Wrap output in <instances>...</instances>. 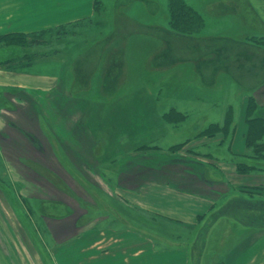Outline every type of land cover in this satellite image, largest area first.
I'll return each instance as SVG.
<instances>
[{"label":"crops","instance_id":"0c3cea01","mask_svg":"<svg viewBox=\"0 0 264 264\" xmlns=\"http://www.w3.org/2000/svg\"><path fill=\"white\" fill-rule=\"evenodd\" d=\"M69 1L71 4L76 2ZM99 2L89 0L90 12L66 20L67 0H0V37L16 33H47L50 30L56 33L58 29L64 30L67 25L77 24L78 19L91 21L97 13ZM108 4L106 8L112 14V19L107 31L100 32L90 43L74 53L71 59L65 60L67 64H60L64 59L55 58L61 54V48L48 52V56L43 54L42 60L34 59L39 54L34 46L49 41L47 37H41L40 42L27 44L21 53L14 46L17 44L0 42V96L5 91L12 96L5 97L2 104L0 135L5 132L4 127L17 129L26 126V131L31 134L32 125L36 126L38 132L42 131L43 125V137L38 140L43 141L46 147L51 140L58 143L57 150L45 147L39 151L36 145L38 140L32 134L36 140L34 142L30 134H27L26 149L33 154L18 153V158L34 159L35 156H41L57 159L61 167L59 173L98 175L99 165L97 161L93 162V158L99 155L93 143H140L136 149L128 152L114 153V149H111L107 157H117L119 163L115 166L112 160L109 166H115L113 172L109 173L110 178L106 182L102 181L110 195L108 198L113 200L108 204L112 207H136L140 212L135 217L137 220L119 209L110 214L116 219L111 225L104 223L109 216H96L88 221L85 213L76 210L63 213V216L57 218L48 219L45 215V220L49 222V241L59 248L53 252L52 247L44 244L48 259L52 264H156L159 260H165L168 264H204L210 245L218 233L220 250L217 253L220 262L217 264H239L243 254H251L264 235V223L258 222L254 208V204L260 203L256 202L259 199L243 195L249 192L242 190L247 187L249 190L251 187H264V170L252 168L248 172H240L232 159L221 162V158L219 165L212 166L210 170L203 165L196 171L191 166L189 170L198 172L202 182L221 187L217 195H210L190 188H180L175 182L148 179L145 176L148 173L147 167L141 169L140 166H131L132 158L139 161L160 159L164 155L207 157V154H203L205 149L211 151L212 147L221 146V142L226 144L227 140L219 134H206V128L211 124L224 126L225 118H166L165 114L173 107L166 111L161 107L162 103H159L160 94L170 88L162 85V76L173 71L178 67L177 63L182 61L179 56L185 46L182 44L180 50L175 49L174 53L169 48L180 45L179 41L184 36H174L173 44L172 41L165 42L167 37L162 36L163 33L169 39L173 38L170 27L148 23L132 13L144 9L150 14L162 12L159 0H109ZM132 6H137V9H132ZM61 36L56 34L55 40L59 42ZM165 50L167 55L163 57ZM20 61L26 63L15 68L11 66V63ZM36 63L41 66L36 67ZM152 75L158 77L151 82L147 81ZM213 78L215 80L214 74ZM205 85L199 88L211 91L212 84ZM250 92L247 91L246 95ZM240 101L239 112L244 117L246 100L243 98ZM24 109L26 112L21 116L25 122L17 113ZM242 116L236 119L238 129L224 147L225 150L234 151L238 142V149L234 151L237 154L244 151L246 141L247 124ZM100 117L105 118L98 122ZM82 128L92 132L89 137L83 135ZM168 132H180L183 135L181 140L171 143L170 147L186 142L196 150H178L177 154L164 150L159 144V138ZM48 133L52 139L45 135ZM116 133L118 139L114 140ZM18 141L24 143V140ZM198 151H202L203 156L196 155ZM44 167L50 168L48 164ZM48 170L49 173L56 172ZM150 172L157 173L160 169L154 168ZM96 180H92L90 187L84 188L97 189L92 185L99 181V177ZM77 183L81 184L79 181ZM62 184L68 189V183ZM229 185L236 191L230 192ZM58 189L62 190L60 187ZM238 192L242 195H238ZM156 217L175 224L185 223L190 237L173 241L170 237L166 238L151 220ZM102 221V225L99 224ZM53 239L55 242L52 243ZM165 247L170 250L163 258L162 250ZM2 258L8 264L16 262L14 258L9 259L7 249L0 246V264ZM42 261L47 264L44 259ZM24 264L30 263L26 261Z\"/></svg>","mask_w":264,"mask_h":264},{"label":"rangeland","instance_id":"374dc122","mask_svg":"<svg viewBox=\"0 0 264 264\" xmlns=\"http://www.w3.org/2000/svg\"><path fill=\"white\" fill-rule=\"evenodd\" d=\"M108 1L109 0H100L97 13L94 17H92L91 21L76 18L75 21L78 19L77 24L74 23L73 25H67L63 28L65 30L64 32H62L63 30H59L60 35H62V39H60L59 42L55 40V32L40 34L39 39H41V37H47L50 38V40L46 43H40L39 45L34 46L37 51L36 53H39L34 59L36 61L39 59L42 60L44 59L41 57L43 54L48 56V52L50 53L53 50L58 51V49L61 48V50H59L61 51V54H58L55 58L61 60L64 59V62H60V64H67L68 62L65 63V60L68 61L71 59L74 53L76 54V52L82 49L86 44L90 43L100 32L107 31V26H109L112 19V14H110V12H108V8H106L109 5ZM159 1L161 3L162 12L150 14L148 13V10L147 12L146 9H144L142 11L137 10L136 13H132L135 17H141L142 20L144 19L148 23L163 25V27H170L169 20L171 18L168 14V0ZM184 1L187 5L186 8L194 11L196 15L194 18H189L190 20L178 19V25L175 26L177 30H170L172 31L173 37L176 35L179 37L184 36V39L179 42L180 45L183 44L185 48L180 51L179 57H182L180 59L182 62L177 63L178 67L170 73L163 74L162 76L164 80L162 85L170 88L163 90V93L160 94L159 103H162L161 107L166 111H168L171 107L174 109H180L184 114L183 118L185 119L189 117L203 118L206 120L209 117L210 119H213L223 116L225 118V125L222 126L221 130H218L215 126H213L205 133L224 136L228 143L237 128V124H235L236 119L238 120L240 116H242L239 112L241 105L240 100L245 98L246 111H244L245 116H242L247 124L244 151L240 154L235 153L239 146L237 144L238 142L235 144V152L231 149L225 150L224 147L227 143L225 144L224 142H221V146L218 147L216 145L215 147H212L211 151H207L205 149L206 152L203 154H207V157L191 158L186 155L180 157L164 155V157L160 159L150 158L139 161L137 158H132L131 166H140L141 169H144V166L147 167L148 173L145 176L148 179L156 178L163 182H175L180 188H190L196 192H204L205 194L214 193V195H217V193L220 192V186L211 184V189L209 184L201 181V175L198 172H191L189 169H192L190 167L193 166L197 171L200 166L204 165L210 170L212 169V166L217 167L219 165V160L221 158V162L224 160L229 162V160L232 159V161L236 164L243 159L242 162L244 166L242 167L244 169L246 168L247 172L251 170V166H254L253 168L258 171L264 170V84L261 89H257L252 93V90L249 89L253 87L252 80L254 79L249 80V78H246L243 83V80H241L242 87H238L235 83L236 75H222V72H220L218 77L214 80V78H212V74L209 73L208 75L206 74V77L204 78L195 69L193 62L187 61L186 58L192 53L194 54L195 48L193 47H195V45L200 46V49L205 45L206 42H203V40H205L206 37L221 36L229 37L231 40L243 39V41H247L249 44H257L259 47H262L261 49L253 52L254 55L249 61H245L243 65L241 64L242 73L246 75V72L249 73L253 69H257V63L264 61V26L262 27L258 25L254 19L251 18V14L253 13L247 2L243 0ZM260 1L262 0H259L258 3ZM69 2L70 1L67 0L65 8L66 20H72L77 15L80 16L81 14L90 12L89 0H76L74 4ZM263 5L264 3L262 6ZM136 7L137 6H132V9ZM237 11L241 12L242 15L245 16L247 22H249L250 30L245 29L242 31L239 29L240 22L235 17V14H232L237 13ZM259 14L261 17L263 16L261 13ZM31 38L32 36L30 35L22 36V40H19V44L17 43L18 45H13L17 47L21 53L25 50V46ZM231 40L229 41L231 42ZM167 41H172V44L174 43V40L169 39L168 36L165 42ZM233 41L236 42L235 40ZM230 49L232 50L230 52V55H232L230 58L233 57L234 59L233 54L237 50L235 47H230ZM169 51L171 53L175 52L174 45L169 48ZM25 63L26 61H20L19 63L14 62L11 63V66L15 68L18 65ZM35 66L40 67L41 64L36 63ZM239 67L240 65L237 67L240 70ZM57 68L58 66L55 67V69ZM148 74L150 75L151 73ZM156 77L155 75H152L147 78V81L151 82ZM207 81L209 84H212L210 85L211 91L201 90V88H199L200 85H208ZM216 87L220 89L214 90ZM247 91L251 92L246 95ZM3 95L0 96V115L2 114V104L5 102V97L12 98L9 92L5 91ZM25 112L26 110L17 112L20 119L23 120V116H21V114L24 115ZM156 116L159 117L158 114ZM104 118L105 117H100L97 121L100 122L101 119ZM248 120H253L251 122L252 126L248 124ZM257 124L260 127H257ZM31 127V134L26 131L27 127L23 126L17 129L16 127H13L14 129L12 127H4L6 133L2 132L4 136L3 134L0 135V246L6 248L8 244L10 245L8 239L12 241L19 253L21 264H24L26 261L30 264H43L42 259H44L45 262L46 260L48 261L49 257L47 250L44 247L45 245L52 247L53 252L59 249L58 247H54L49 241V222L45 220V215L48 219L50 217L57 218L59 216H63V213H70L73 210H76L78 213H85L88 221L92 220V217L96 216H109L107 219L105 218L106 220H104V223L108 225H111L114 221H116V219L110 214L114 213V210L116 212L117 209L133 219L139 215V210L133 206H110L108 203H112L113 200L108 198L110 195H108L106 186L103 185L102 182H106V180L110 178L109 173H112L113 168L119 163L118 160L116 161L117 157L114 159L107 157V154L111 152L110 150L114 149V153H118L120 151H132L140 145L139 142L121 143L119 141L118 143L113 142L112 145H106V142L104 141L93 143V148L97 150L99 155L98 158H93V162L97 161L96 163L99 165L98 175L96 173H85L82 175L67 174L62 171L59 173L61 167L59 168L57 159L42 158L41 156H35L34 159L26 157H19L18 159V153L24 155L27 153H29V155L33 154V152H27L26 149L25 140L27 134H30L31 138L35 137L37 140H41L43 137L41 133L45 129L43 125H41L42 131L39 130V132L36 131L37 129L35 125H32ZM169 128L170 126L167 127V129ZM82 129L83 135L85 134L84 136L89 137L92 133L90 131L86 132L87 130H85V128ZM117 134L118 133L114 135V140L118 139ZM166 134L167 135L163 138H159V144L164 148V150L168 149L170 152H175V154L178 153V150H196L195 148L193 149L188 146V143L186 142L178 143L170 147L169 145L171 143L181 140L183 135H181L180 132H168ZM45 135L52 139L49 133ZM19 139L24 140V143L22 141H18ZM38 141H36V145L38 146L39 151H43L46 144L43 141ZM47 145L46 149L48 148L50 150L51 148L57 150V142L51 140L47 143ZM94 146H96V148ZM198 153L199 154H195L203 156L202 151H198ZM88 160L90 161V159ZM112 160H114L113 162L115 163L114 167L109 166L112 165ZM45 163L48 164V167L50 168L44 167V165H46ZM154 168L160 169V172H150ZM48 169H53L56 172L49 173ZM217 175L220 176V173H217ZM80 177L82 178L80 179ZM98 177L99 181L95 184L93 182L92 184L93 186H96L97 189L84 188L90 187L92 180L95 181ZM77 181L81 184L77 183ZM62 182L66 184L68 183V189L62 184ZM98 186L101 187L99 188ZM59 187L62 190H59ZM63 187H65V189H63ZM229 187L230 192L236 191L235 188L231 187V185H229ZM247 188L242 190L246 193L249 192V194L243 195L256 197L259 199L256 201L260 202L259 204L264 202L262 201L264 200V187H251V190ZM231 194L233 195L234 193ZM237 194L242 195L240 192ZM259 206L264 207V204ZM255 212H258V210ZM151 220H153L154 226L157 227V230L160 229L163 235L167 236L166 238L170 237L172 241L177 239L185 240L191 235L189 234V231H187L188 228L185 227L187 226L184 225L185 223L175 224L174 222L160 217L151 218ZM102 223L103 221L99 224L102 225ZM22 227L25 228L27 233ZM177 234L179 235L177 236ZM51 241L52 243L55 242L54 239ZM254 248L251 254H243L239 264H264V235L260 237L258 244ZM28 249L34 251L35 256H33ZM148 250L149 247L147 246V255ZM169 250L170 249L167 247L162 250L164 252V255L162 256L163 258ZM219 250L220 244L217 233L213 244L210 245V252L206 255V262L204 264L219 263V255L217 253ZM159 252L161 251L159 250ZM226 258L229 259V256L227 255ZM2 259L1 264H7L5 259ZM156 264H168V262L165 260H159Z\"/></svg>","mask_w":264,"mask_h":264},{"label":"flooded vegetation","instance_id":"af4514ba","mask_svg":"<svg viewBox=\"0 0 264 264\" xmlns=\"http://www.w3.org/2000/svg\"><path fill=\"white\" fill-rule=\"evenodd\" d=\"M243 1L247 2V4L249 5V7L253 13V14H251L252 15L251 18L254 19V21L258 25L263 27L264 26V5L262 6V4L264 3V0H262L263 2L260 1L259 3H258L259 0H243ZM234 9H236V8H234ZM237 13H232V14H235V17L240 22L239 29L242 31L245 29L250 30L249 29V27H250L249 22H247L245 16L242 15L241 12L237 11ZM259 13H261L263 16L261 17V15ZM230 15H231V13H230ZM163 34L164 35H162V36L167 37L165 35L166 33H163ZM178 37L179 36H177V38ZM182 38L184 39V37H182ZM172 39L174 40L175 37H173ZM229 40H231L229 37H221V36L206 37L205 40H203V42H206L204 45L205 47L203 46L200 49V46L195 45V47H193V48H195V49L199 48L197 50V52L199 53V54H197V57L200 55L201 56L203 55V57H205L208 60V64L210 62H212V63L215 62L213 64L215 66V68H217L218 70L223 69V72L221 73L222 75L226 74V75L230 76V75H232L231 72L233 70L234 74L236 75L235 76L236 77L235 83L238 87H242L241 80H243L242 81V83H243V82H245L246 78H249V80L254 79V80H252L253 81V85H252L253 87L250 88L249 90H252V92H255L257 89H261V87L264 86L263 85L264 84V61L257 63L256 64L257 69H253L252 70L253 72L252 71H250L249 73L246 72V75H244V73H242L243 71L241 69V64L243 65L245 63V61H249L252 58V56L254 55L253 52L257 51L258 49H261L262 47H259L257 44L256 45L249 44L247 41H243V39H241V40L233 39L236 42H234L233 40H231V42H230ZM156 42L158 43L159 40H156ZM232 45H234V46H232ZM181 46L182 45L178 44L175 47V49L180 50ZM230 47L231 48L235 47L237 50V51H235V53L233 55H234V60H237V66H238V64L240 65V67H239L240 70L234 69V65L236 63L233 62L234 61L233 57L230 58V56H232V55H230V52L232 51L230 49ZM166 55L167 54H166V50H165V51H163V57H165ZM195 55L196 54H195V50H194V54L192 53L187 59V61L193 62V66H194V61L196 59H199ZM210 58L212 61L210 60ZM180 62H182V61H180ZM209 66H210V64L209 65H206V63L202 64V68L204 69L202 74L204 75V77H206V74L208 75L209 73H211V72H209ZM227 70L229 72H227ZM219 73L220 72L218 71V73L215 74V79L218 77ZM243 76H246V77H243ZM254 208H255V210L264 211V207L259 206V204H257V205L254 204ZM256 213H257V217L259 218L258 222L264 223V216L259 215L258 212H256ZM262 213L264 214V212H262ZM23 230L26 232L25 228H23ZM17 231H18V229H17ZM8 242L10 243V245L7 243L8 245L6 248H7L8 254H9V259L14 258V259H16V262H14V264H21L20 258H19L20 256H19V253L17 252V249L15 248V245L9 239H8ZM29 252L32 253V255L34 256V251L29 250Z\"/></svg>","mask_w":264,"mask_h":264},{"label":"trees","instance_id":"16d2710c","mask_svg":"<svg viewBox=\"0 0 264 264\" xmlns=\"http://www.w3.org/2000/svg\"><path fill=\"white\" fill-rule=\"evenodd\" d=\"M167 3H168V11H169L168 14H169V16L171 18L169 20V24H170V28L173 29V30H177V28H175V26L178 25L177 24V20L178 19L179 20H181V19L190 20L189 18H191V17L194 18V16L196 15V13L194 11L190 10L189 8H186L187 5H186V2L184 0H168ZM59 30L60 29L57 30L56 34H60V31ZM64 31L65 30H63L62 32H64ZM51 32H52L51 30L50 31H47V34L48 33H51ZM40 34H43V31L42 32H38V33H33L32 35H30V36H32V38L29 39L30 41L27 42V44L34 43V42H40L41 41L39 39V35ZM22 36H27V34H24V33L6 34V35L0 37V42L1 41L2 42L4 41L6 43H13V44H17L18 43L19 44V40H22ZM198 49L199 48H196L195 49V54H196L195 56L196 57H197V54H199L197 52ZM197 58H199V59H196L194 61V66H195V69L199 72V74L201 76H202V72L204 71V69L202 68V64H205V63H206V65H209L210 64V66H209V72H211L212 78H213V74L218 73V71L219 72H223V69H219L218 70L217 68H215V66L213 65L215 62L214 63L210 62L208 64V60L205 57H203V55L202 56L200 55ZM210 60H211V58H210ZM233 62L236 63L234 65V69H237L238 70V68H237L238 67L237 66V60H234ZM227 72H229V71L227 70ZM231 74L232 75H235L233 70H232ZM203 77H204V75H203ZM165 117L168 118V119H170V120L171 119H173V120H180V119H182L184 117V114L182 113V111H178V110H175V109L172 108L170 111H168L165 114ZM252 121L253 120H248V124H250V126H252L251 125V122ZM213 126H215L218 130H221L222 129V126H218L216 124H211L208 128H206V132L209 131V128L210 127H213ZM250 126H249V131H250ZM257 127H260V126L258 125ZM248 134H249V132H248ZM32 140L34 141V138H32ZM242 161H243V159H242ZM242 161L240 160L239 162H237V168H238V170L240 172H246L247 169L246 168L244 169L242 167V166H244ZM253 167L254 166H251L250 169H252ZM261 203L262 204H259V203L258 204L259 205H263L264 204V202H261ZM258 211H259V215H262V216L264 215L261 212V210H258Z\"/></svg>","mask_w":264,"mask_h":264},{"label":"water","instance_id":"95a60500","mask_svg":"<svg viewBox=\"0 0 264 264\" xmlns=\"http://www.w3.org/2000/svg\"><path fill=\"white\" fill-rule=\"evenodd\" d=\"M46 260V259H45ZM46 263L47 264H52L51 262H50V260L48 259V261L46 260Z\"/></svg>","mask_w":264,"mask_h":264}]
</instances>
